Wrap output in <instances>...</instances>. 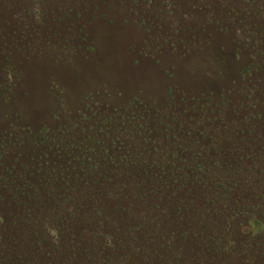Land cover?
Instances as JSON below:
<instances>
[{
    "label": "rangeland",
    "instance_id": "obj_1",
    "mask_svg": "<svg viewBox=\"0 0 264 264\" xmlns=\"http://www.w3.org/2000/svg\"><path fill=\"white\" fill-rule=\"evenodd\" d=\"M0 264H264V0H0Z\"/></svg>",
    "mask_w": 264,
    "mask_h": 264
},
{
    "label": "trees",
    "instance_id": "obj_2",
    "mask_svg": "<svg viewBox=\"0 0 264 264\" xmlns=\"http://www.w3.org/2000/svg\"><path fill=\"white\" fill-rule=\"evenodd\" d=\"M154 153V151H153ZM152 161H145V162H141L138 164V167L135 166H127L126 168L123 169H119L117 170V174L116 177H106V172H104V176L98 181L95 180L94 184H97L98 182L100 184L106 183H112L114 180H121L128 182V187L129 188H133L131 187V185L129 183H131L132 179L136 180V187H134V194H132V198H135L137 201V203L139 202V204H144L145 202L148 201V197L149 195L147 193H153L156 192V190H161L163 191L162 194H166V196L164 197V199L167 201L168 199L170 200V198H172L173 194L172 191H174L176 188L177 189H184L186 190V193H196V192H192L190 191V189H188V186L190 184H192L191 179L188 180L189 178V174L190 170L195 172L196 168L198 167L197 165H192L189 166L188 162H185L184 159L177 161L176 159H170L168 158V156H165L164 158H162V160H153ZM96 164L90 165L88 167V173H92L93 170L96 168L95 166ZM200 170H202L203 168H199ZM127 170V171H126ZM87 173V175H88ZM151 173V175H154L153 179L149 177V174ZM91 177V176H90ZM163 179V184L160 185V183L158 182L159 180ZM160 185V188L157 187L158 183ZM164 186V188L162 189V187ZM118 189V188H116ZM89 191V190H87ZM123 189L119 188V190H116L115 194L112 196L114 198V201L117 204L121 203V201H124L125 198L130 199V197L125 196L122 193ZM90 193V191H89ZM157 193V192H156ZM100 194L98 193V191L92 192L90 193V198L93 200L92 201V206L95 208V212L98 215H101L99 213L100 209H104L106 207V205L104 204V201L100 199ZM125 196V197H124ZM151 201V200H150ZM170 202H173L172 200H170ZM116 205L114 207H116ZM129 206V205H128ZM127 206V207H128ZM118 210H120V208H117ZM121 211V210H120ZM118 211V212H120ZM98 212V213H97ZM124 212H126V210H124ZM126 215L128 216V218H130L129 214ZM127 218V219H128ZM154 222H157L158 216L153 217ZM137 221V225L134 226V229H139L140 225L143 223L144 220H136ZM160 225V223H156L155 227H158ZM214 229V228H213ZM208 231V230H206ZM213 231H211L212 233ZM210 233V232H208ZM145 235V234H144ZM204 242H206V240H203ZM169 247H171L172 245H168Z\"/></svg>",
    "mask_w": 264,
    "mask_h": 264
},
{
    "label": "flooded vegetation",
    "instance_id": "obj_3",
    "mask_svg": "<svg viewBox=\"0 0 264 264\" xmlns=\"http://www.w3.org/2000/svg\"><path fill=\"white\" fill-rule=\"evenodd\" d=\"M136 151V150H135Z\"/></svg>",
    "mask_w": 264,
    "mask_h": 264
}]
</instances>
